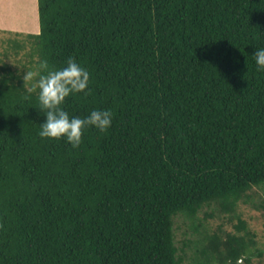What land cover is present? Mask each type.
<instances>
[{"label": "trees", "instance_id": "16d2710c", "mask_svg": "<svg viewBox=\"0 0 264 264\" xmlns=\"http://www.w3.org/2000/svg\"><path fill=\"white\" fill-rule=\"evenodd\" d=\"M1 1L7 25L36 28L35 0ZM38 15V34L0 29V264H264L240 210H264V0H38ZM70 58L90 81L62 109L113 114L78 148L39 135L23 80Z\"/></svg>", "mask_w": 264, "mask_h": 264}, {"label": "clouds", "instance_id": "9594fccd", "mask_svg": "<svg viewBox=\"0 0 264 264\" xmlns=\"http://www.w3.org/2000/svg\"><path fill=\"white\" fill-rule=\"evenodd\" d=\"M253 55L258 70H264V49L256 50ZM42 68L47 69L46 62ZM23 80L29 93L39 90V110L46 116V121L41 124L39 132L42 138H66L72 147L78 148L86 127L94 126L101 132H106L111 126L113 114L110 110H94L86 118H70L62 109L66 98L73 93L84 92L89 85V72L75 59L70 58L66 67L48 70L46 74L27 71Z\"/></svg>", "mask_w": 264, "mask_h": 264}, {"label": "rangeland", "instance_id": "374dc122", "mask_svg": "<svg viewBox=\"0 0 264 264\" xmlns=\"http://www.w3.org/2000/svg\"><path fill=\"white\" fill-rule=\"evenodd\" d=\"M3 1H5V0H2L1 1V3L3 2ZM16 1V0H15ZM17 2H18V4H19V0H17ZM12 7H14V1H11V3L10 2H8L7 0H6V4H5V7H4V11H10V9H12ZM35 7L37 8V10H38V0H35ZM20 11H21V9H20ZM10 13V12H9ZM5 19H6V17H0V23H2V24H4V25H6L7 26V28L5 29V28H3V29H1V30H9V31H14V32H24V33H32V34H38L37 32L38 31H36V32H32V30H31V27H27V26H24V24H28V22H29V20L27 21H24L23 20V18H20L19 19V21H18V23H19V25L20 26H22V27H20V28H18V27H14L15 29H11L10 27H13V26H9V25H7V22L5 21ZM31 19H32V17H31ZM31 21V20H30ZM33 21V20H32ZM38 24H39V22H37ZM23 24V25H22ZM39 26H40V24H39ZM36 28H37V26H36ZM6 37H11V36H9L8 35V33L6 32H1L0 33V52L1 51H3V48H2V43H1V41H2V39H4V38H6ZM258 192H259V194H262L263 196H264V192L262 191V190H257ZM240 210H241V212L243 213V216H244V218L246 219V220H248L249 221V225H250V227L253 229V230H255L256 232H257V234H258V247H260L261 249H264V210H256V209H254L252 206H250V205H247V204H243V205H241V207H240ZM211 213V212H214V210H211V209H207V211H206V213ZM205 212L203 211L201 214H200V217H205ZM209 221V224L210 225H217V224H219L218 223V217L217 218H214V219H210V220H208ZM179 224H181V222L179 223ZM181 225H183V224H181ZM226 227L228 228V229H232L230 226H228V225H226ZM182 229L181 230H177V234H178V237L179 238H181V234H182V232L184 231V230H187V225L185 226V225H183V227H181Z\"/></svg>", "mask_w": 264, "mask_h": 264}, {"label": "crops", "instance_id": "0c3cea01", "mask_svg": "<svg viewBox=\"0 0 264 264\" xmlns=\"http://www.w3.org/2000/svg\"><path fill=\"white\" fill-rule=\"evenodd\" d=\"M36 18H37V22H39V15H38V10H37V8H36ZM3 28H7V26L6 25H4V24H2V23H0V29H3ZM11 29H15L14 27H10ZM8 29V28H7ZM31 30H32V32H36V31H38L37 33H40V26H39V24L37 23V28H34V29H32L31 28Z\"/></svg>", "mask_w": 264, "mask_h": 264}]
</instances>
